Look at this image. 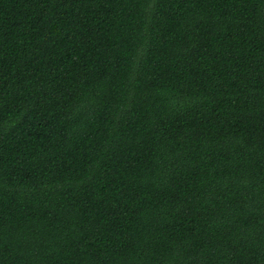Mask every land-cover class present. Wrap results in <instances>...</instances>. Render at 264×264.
Instances as JSON below:
<instances>
[{
	"label": "trees",
	"instance_id": "obj_1",
	"mask_svg": "<svg viewBox=\"0 0 264 264\" xmlns=\"http://www.w3.org/2000/svg\"><path fill=\"white\" fill-rule=\"evenodd\" d=\"M0 264H264V0H0Z\"/></svg>",
	"mask_w": 264,
	"mask_h": 264
}]
</instances>
